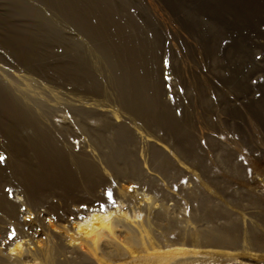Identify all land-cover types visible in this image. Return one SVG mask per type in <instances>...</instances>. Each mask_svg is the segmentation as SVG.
Returning a JSON list of instances; mask_svg holds the SVG:
<instances>
[{"label":"rangeland","instance_id":"obj_1","mask_svg":"<svg viewBox=\"0 0 264 264\" xmlns=\"http://www.w3.org/2000/svg\"><path fill=\"white\" fill-rule=\"evenodd\" d=\"M82 154L90 190L30 181ZM0 198V264H264V0H0Z\"/></svg>","mask_w":264,"mask_h":264},{"label":"bare ground","instance_id":"obj_2","mask_svg":"<svg viewBox=\"0 0 264 264\" xmlns=\"http://www.w3.org/2000/svg\"><path fill=\"white\" fill-rule=\"evenodd\" d=\"M113 153L114 154L111 155L106 160L107 164H108L107 166L110 165L113 168V170L116 172V175L117 174L118 175L125 174L126 177H127V175L128 176L132 175L133 167L130 168V166H131V165L129 166L130 163L128 164L127 170H125V171L122 168H120V165L117 164L118 163L117 162L118 157H120L121 155H125L123 153V151H120L117 148V150H115ZM154 156H155V154H154ZM86 157L83 154L80 156H74L72 161H67V162H60L59 160L56 159L57 157L52 158L51 162H49V158H48L49 163L42 164V167L38 171L32 173V175H30L31 176L30 181L32 182V184L34 186H39V185H43L46 183L59 185L60 189L61 190L63 189V192L67 191L68 188L71 189V190L68 189L69 191L74 192V190H76V188H78V187L80 188L81 185H83L85 189L87 188L90 190L89 186L96 184L95 183V179H96L95 178V166H94V163L92 161L86 159ZM154 158H156V157H154ZM125 175H124V177H125ZM85 185H87V186H85ZM61 186H62V188H61ZM84 188H80L81 191L84 190ZM142 196H143V198H145L144 200L148 199V196L146 197L144 194H141V197ZM63 197H66V196H63ZM67 198L70 199L69 202L72 204H75L78 201L77 197H70L69 196ZM1 200H2V198H0V203H1V205H3ZM117 203H116V205H117ZM119 203L117 206H114L112 208V210H107L106 212H103V213H100L97 215L88 214V216L83 217V218H81L75 222L76 227L78 228V231L80 229V231L82 232V234H80L81 238L84 237L83 239H86L85 242L87 243L85 246H80V248H79L80 251L85 250L84 253H87L86 254L87 257L83 256V259H88V257L89 258L90 257L95 258V256H96V252H95L96 251V244L98 243V239L100 237H104V238L109 237L112 234V232L116 226H123L122 223L130 222V221H132V220H130V217H132L134 219V216H136L135 213H131L130 215H125L126 213L120 209ZM92 204L93 203L90 201V206H92ZM121 205H122V203H121ZM135 219H137V218H135ZM95 221H97L98 224H95L94 223ZM145 226L148 227L149 225L146 223ZM199 239H203L204 242H207V243L213 242V243H218V244H224V243L231 244L230 242L233 241V240L227 238V236L225 237L220 232V234L216 235L215 237L214 236H205L202 238L194 237L192 239V244L194 246H197V243L200 241ZM74 240L72 239L70 242H73ZM128 241L130 242L131 245L132 244L137 245V243H138V240H137L136 236H134V235H132L128 239ZM17 246H18V244H17ZM19 250L22 251L23 249H19ZM26 252L29 253L28 251H26ZM66 252H68V251H66L64 248L59 246L58 243L56 244V242H54L53 240H50V241L46 242V248L44 251H42L40 253H39V251H38V253H32L33 257H31V258L38 260V264H62V262H59L58 257L62 256ZM14 253H16V252H14ZM18 253H19L18 255H19L20 259H22V256L20 254L21 252L18 251ZM29 255H30V253H29ZM25 256L23 257L24 261L23 260L22 261L26 263L28 261H25L26 260ZM153 261H156V258ZM63 264H66V263H63Z\"/></svg>","mask_w":264,"mask_h":264},{"label":"snow or ice","instance_id":"obj_3","mask_svg":"<svg viewBox=\"0 0 264 264\" xmlns=\"http://www.w3.org/2000/svg\"><path fill=\"white\" fill-rule=\"evenodd\" d=\"M106 195L109 197V199H111V192H107Z\"/></svg>","mask_w":264,"mask_h":264}]
</instances>
